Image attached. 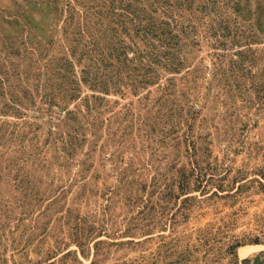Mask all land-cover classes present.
<instances>
[{"label":"rangeland","instance_id":"rangeland-1","mask_svg":"<svg viewBox=\"0 0 264 264\" xmlns=\"http://www.w3.org/2000/svg\"><path fill=\"white\" fill-rule=\"evenodd\" d=\"M109 1L0 0V68L15 75L49 71L46 63L70 56L84 24L101 30L112 25L110 16L96 14L105 12ZM140 1L133 3L153 0ZM159 1L163 11L172 3L170 11L198 28V46L187 35L176 48L185 61L180 73L159 69L155 83L137 93L129 84L122 87L124 94L115 88L103 94L82 83L81 98L102 96L109 102L81 101L90 109L78 111L70 101L81 129L66 151L54 139L75 135L76 123L59 111L48 113L37 99L27 120L39 149L24 152L18 139L0 147V244L8 245L7 264L24 261L17 250L24 246L39 261L42 249L54 250L62 238L73 253L70 264H129L155 250L160 236L179 240L180 247L171 250L178 254L160 263L168 264L183 248L198 244L202 231L240 237L264 232V0H218L230 26V36L219 40L214 35L221 32L210 26L221 24L210 0ZM130 37L133 32L129 42ZM232 62L243 69L234 78ZM114 65L115 71L123 69L117 79L129 82L126 72L134 65L128 70L126 64ZM75 70L82 77L79 65ZM239 83L245 89L239 90ZM78 229L93 231L84 254L72 243ZM229 244L219 245L221 253ZM263 250L264 238L263 245L237 253L244 259ZM191 260L186 264H202L200 254ZM228 261L229 256L222 263Z\"/></svg>","mask_w":264,"mask_h":264},{"label":"trees","instance_id":"trees-1","mask_svg":"<svg viewBox=\"0 0 264 264\" xmlns=\"http://www.w3.org/2000/svg\"><path fill=\"white\" fill-rule=\"evenodd\" d=\"M138 1L141 3L140 0ZM210 2L214 16H217L216 21L221 23L218 27L210 24L211 30L221 32L220 36L215 34L214 37L218 40L221 37L227 39L230 36L229 20L221 15L218 0H210ZM160 4L159 0H153L151 5H136L133 0H111L108 4L105 2L103 7H106V11L96 12V14L110 16L113 20L112 25H106L101 30L95 29L88 23L84 24L79 38L72 45L70 56L63 57L54 64L46 63V68H49V71L39 70L37 73L28 71L15 75L0 68V147L5 148L18 139L24 152L27 147L31 150L39 149L36 142L38 135L32 131L33 124L27 120V110L31 104L36 105L37 99H40L48 107V113L59 111L61 118L76 123V127L72 128L75 135L68 134L54 139L62 144V151H66L77 141L81 129L77 112L68 107L70 101L76 102L75 107L78 111H80V106L90 109V104L84 105L80 103L81 101L91 103L90 99H92L94 103L109 102L102 96L93 95L81 98L82 83L100 90L103 94H109L112 92V88H115L113 92L124 94L122 87L126 88L129 84L131 90L137 93L145 86L155 83L159 77V69L180 73L185 68V61L176 56V48L180 46L183 37L187 35L188 38L193 37L192 43L198 46V39L194 37L198 36V28L194 26L190 28V25L185 24L186 20L183 15L175 13L174 10L170 11L173 7L172 3H169L167 11H163ZM208 11L209 9L204 11V16L210 14ZM203 20L204 17L199 20L200 25L201 23L205 25ZM131 32L134 33V37H130L129 42L126 38H129ZM218 42H220L218 46H222L224 43V41ZM130 52L134 53V57L131 59L128 58ZM25 55L28 56V54ZM114 62L126 64L125 70L130 68L129 64L134 65L131 67V71H137L138 74L129 75L131 71L129 73L127 71L129 82L124 83L117 79L120 78L123 69L120 70L122 67H119L115 71ZM32 64L35 66L36 62ZM77 65L81 67L82 77L76 73ZM241 70L243 71L240 64L232 62L229 70L230 76L234 78ZM135 77L137 79H134ZM115 79L117 80L115 81ZM236 86L239 90L246 87L241 83ZM159 88V91H167L164 88ZM9 118L15 119V121L8 120ZM92 232L90 230L84 234L78 229L71 233L72 243L82 250V254L86 247V238ZM260 234L251 233L240 237L230 236L220 229H208L202 231L198 244L183 248L177 259L168 264L190 263L197 254L201 255L202 264H223L222 261L228 256L227 264H264V250L254 257L244 259H240L237 253L239 248L245 246L263 245L264 232H260ZM1 238L4 242L9 240V237L4 233ZM159 238L160 244L155 250L150 248L145 250L129 264H160L164 259L178 254L171 250L180 247L179 240L167 236ZM224 240L230 241V244L223 254L221 253L222 247L219 245L223 244ZM1 244L0 264H7L5 254L8 245L7 243ZM101 244V242L95 244L96 251ZM63 245L65 249L61 248ZM69 247L70 244H67L63 238L58 239L54 250L42 249L44 258L39 261H34L29 257L30 252L27 246L17 248L20 258H23L24 261H15L14 264H70L69 260L73 253L69 251ZM74 261L78 262L72 260V262Z\"/></svg>","mask_w":264,"mask_h":264}]
</instances>
